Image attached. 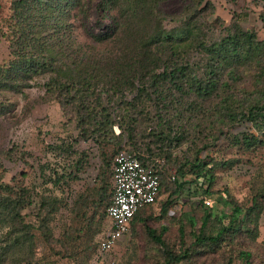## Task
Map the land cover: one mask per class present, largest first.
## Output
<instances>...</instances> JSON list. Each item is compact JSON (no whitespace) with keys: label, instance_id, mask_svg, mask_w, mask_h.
Masks as SVG:
<instances>
[{"label":"rangeland","instance_id":"1","mask_svg":"<svg viewBox=\"0 0 264 264\" xmlns=\"http://www.w3.org/2000/svg\"><path fill=\"white\" fill-rule=\"evenodd\" d=\"M14 1L0 0L5 70L15 59ZM78 2L61 0L60 7L47 8L40 38L50 39L49 49L60 63L98 84L105 102L122 95L134 101L118 115L134 128L131 146L151 161H166L163 192L111 250L101 251L111 226L106 212L110 164L116 150L128 145L127 137L108 139L99 148L87 133L83 136L78 119H69L57 101L47 99L45 82L57 72L33 73L30 87L17 88L1 85L6 73L0 70V264H164L148 227L166 226L163 238L183 254L192 243L191 231L202 225L188 219L191 205L199 215L203 208L212 210L206 232L216 235L231 222L227 196L254 211L241 215L236 230L196 245L176 264H245L239 256L243 251L251 253L250 264H264V123L260 117L259 125L245 119L252 105L264 103V45L254 46L243 34H255L264 43V0ZM235 36L240 39L234 41ZM186 61L198 77L217 78L210 97L199 96L184 81L175 86L171 78L156 81L149 73L155 66L171 71ZM130 83L140 90H131ZM112 84L123 85L124 92L110 89ZM114 130L121 132L117 124ZM197 157L216 174L214 194L204 206L198 203L202 196L184 203L186 189L170 195L177 165ZM15 182L18 188L7 189ZM16 198L22 199L19 208Z\"/></svg>","mask_w":264,"mask_h":264},{"label":"trees","instance_id":"2","mask_svg":"<svg viewBox=\"0 0 264 264\" xmlns=\"http://www.w3.org/2000/svg\"><path fill=\"white\" fill-rule=\"evenodd\" d=\"M69 1H72L77 5L80 4L78 2L79 0ZM60 2L58 3V0L14 1V22L12 25L13 31L17 34V38L16 40H13L11 44V55L15 59L6 70L3 69V66H0V70H3L4 73H6L4 83L1 85H8L10 87L16 86L17 88L30 87L31 84L28 82V79L31 77V75H33V73H43L45 71H54L55 73L57 72L59 78L56 76L45 82L47 93L50 94L47 99L49 101H57L60 108L63 110L64 115L69 117V119H78L83 136L85 133H87L88 136L93 139L95 144L99 146V148H101L102 143L106 142L108 139L127 137L129 146L122 145L116 150L111 160L110 166H113L116 153L123 148L135 153L141 160H143L144 163L153 166L161 178V192L156 200L157 202L163 192V165L166 163V161L161 159L160 162L163 164L158 163V161H151L144 157L138 150H136L135 146H131L130 144H132L134 139V128L131 126L126 127L124 125V118L126 116H123L120 119L118 115L119 108L124 107L123 109L129 110L134 105V101H125L123 100L124 96L122 95V98L117 102L112 100V98L105 102L103 97L97 93V89L99 87L98 84L91 83L89 80L85 79V76H81L82 73L74 74V72L65 64L60 63L61 60L58 58V56H56L53 51L49 49V46H52V44H49L50 39L47 36L42 35L41 38L44 37L45 40L42 41L40 38V32L38 29H40L42 26L47 27L45 10L52 5H55V7H60ZM243 34L250 40L251 43H253L254 46L262 47L264 45L263 42L258 40V37L255 34ZM234 39V41L237 39L239 40L240 36H235ZM201 40L202 43H205L204 39ZM217 64L221 65L220 62H217ZM57 65L59 66L57 67ZM61 71H64V73L66 72V74L62 75ZM149 73H151V77L156 81L158 79L171 78L173 83H175V86L178 85L177 81H184L190 84L191 89L201 97H210L216 88V84H214L217 79L216 77L209 79L198 77L192 65L187 61L182 65H175L173 68H171V71L169 66H166L162 71H158L157 67L155 66L149 71ZM13 74L15 75V80L17 77H19L20 80L18 82L13 83ZM136 78L140 79L138 76H136ZM8 80H11V82ZM141 85L143 87H147L146 83ZM129 87L131 90H140V85L137 86L135 83H130ZM111 88L114 89L115 92H121V94L124 92V86L120 84H112L110 89ZM158 88L159 86L156 85L155 88H153V91L158 92ZM103 89H106V86L103 87ZM259 117L264 123V103L252 105L248 114L245 116V119L253 121L255 124L259 125ZM116 124L121 128V132L118 134L114 130V125ZM214 170V167H208V162L205 161L204 158L197 157L195 159L185 160L184 162L177 165V172L174 176L176 187L170 191V195H179L184 189H186V197L188 198L184 200V203H189V197L202 196L198 203L204 206L206 197L214 194L213 187L216 183V174ZM189 174L193 175L195 178L186 179ZM181 177L184 179L179 182ZM6 185L7 189H16L19 187L16 182L14 183L15 186H11L8 183ZM109 198L110 199H108L107 207L110 205L112 200V188ZM225 200L232 209L231 222L228 226L222 227L216 235L208 234L206 232L208 222L213 216L212 210L208 207L203 208V214L199 215L193 210L192 205L190 204L191 214L188 216V219L192 222V224H196L197 220H201L202 225L198 231H191L190 236L193 239L192 243L183 254H177L174 252L170 248V245L163 238L164 233L167 231L166 226H162L159 231L148 227L149 235L162 248L165 259L164 264H176L187 260L190 255V250L193 251L196 245L219 241L222 238L224 231L237 229L234 227H237L236 222L241 218L242 214L251 213L254 211V208L240 205L234 200H231L229 196H227ZM20 202H22V199L16 198V208H19ZM45 205L47 204L45 203L44 206ZM148 207L141 209L135 215L131 225L137 218L138 214ZM181 233H184L183 226H181ZM239 256L246 260L245 264H250V252L243 251L239 254ZM228 264H231V261H229Z\"/></svg>","mask_w":264,"mask_h":264},{"label":"built area","instance_id":"3","mask_svg":"<svg viewBox=\"0 0 264 264\" xmlns=\"http://www.w3.org/2000/svg\"><path fill=\"white\" fill-rule=\"evenodd\" d=\"M160 192L157 170L130 150H119L112 166V200L106 209L111 226L99 244L100 250H111L129 232L135 215L154 204Z\"/></svg>","mask_w":264,"mask_h":264}]
</instances>
